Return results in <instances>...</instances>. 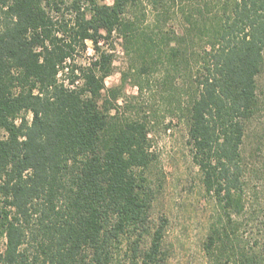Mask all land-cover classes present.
<instances>
[{"label": "trees", "instance_id": "trees-1", "mask_svg": "<svg viewBox=\"0 0 264 264\" xmlns=\"http://www.w3.org/2000/svg\"><path fill=\"white\" fill-rule=\"evenodd\" d=\"M134 2L0 0V264L166 263L165 224L151 217L148 125L112 114L104 97L113 55L101 42L117 30L132 40L136 21L126 14ZM206 7L187 15L204 40L188 144L222 221L241 206V147L264 64V0ZM88 41L98 56L83 66L76 57ZM229 234L212 224L206 247L220 249L218 264H264V252L236 250Z\"/></svg>", "mask_w": 264, "mask_h": 264}, {"label": "rangeland", "instance_id": "rangeland-1", "mask_svg": "<svg viewBox=\"0 0 264 264\" xmlns=\"http://www.w3.org/2000/svg\"><path fill=\"white\" fill-rule=\"evenodd\" d=\"M217 2L135 0L126 14L136 21L132 40L117 30L101 42V49L113 55V69L104 90V97L113 105L112 114L144 120L150 131L156 158L146 174L155 190L152 220L165 224V264H218L220 249L214 246L209 251L206 247L213 223L227 228L236 250L246 247L264 252V64L257 76L259 107L246 122L241 147V206L231 220L227 216L219 220L220 206L205 191L188 144L193 76L204 40L198 31L190 30L187 15L193 9H206V3L215 11ZM97 56L88 41L76 61L88 66ZM5 135L6 131L0 130V138ZM5 244L2 238L0 251ZM227 251H232L230 245Z\"/></svg>", "mask_w": 264, "mask_h": 264}]
</instances>
